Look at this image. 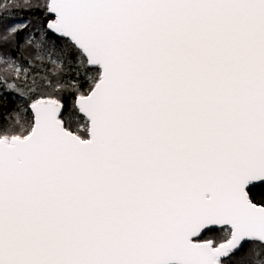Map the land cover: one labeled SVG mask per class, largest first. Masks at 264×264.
I'll return each mask as SVG.
<instances>
[{"label":"snow or ice","instance_id":"1","mask_svg":"<svg viewBox=\"0 0 264 264\" xmlns=\"http://www.w3.org/2000/svg\"><path fill=\"white\" fill-rule=\"evenodd\" d=\"M0 264H264V0H0Z\"/></svg>","mask_w":264,"mask_h":264}]
</instances>
